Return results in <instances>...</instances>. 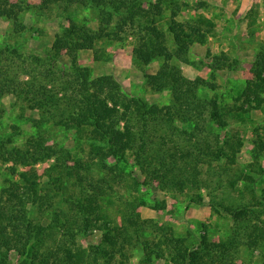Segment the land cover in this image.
Segmentation results:
<instances>
[{
    "label": "trees",
    "instance_id": "trees-1",
    "mask_svg": "<svg viewBox=\"0 0 264 264\" xmlns=\"http://www.w3.org/2000/svg\"><path fill=\"white\" fill-rule=\"evenodd\" d=\"M53 4L61 11H68L75 4L96 8L100 17L97 30L76 24L70 14L66 16L69 25L55 35L51 43L53 54H49V59L53 58L65 48L69 57V68L59 69L61 75L66 74V77H57L59 82L52 77V80L39 83L34 70H26L29 78L20 79L13 60L16 49L10 46L0 49V98L6 94L22 97L30 108L40 110L45 122L51 121L67 129L88 130L100 144H107L106 151L102 147L93 148L92 154L95 156L105 152L119 158L130 151L136 160L142 162L146 173H150V180H157L164 188L180 192L200 189L204 185V180L199 178L201 165H211V161L223 157L234 161L238 150L234 142L219 141L217 136L211 141L209 131L213 127L225 128L227 117L233 111L241 117L240 112L262 109L258 98L264 94V41L250 64L252 78L239 92L238 98L246 104V108L224 110L217 97L207 94L208 89L216 88V84L202 76L186 77L176 63L187 62L192 44L204 42L202 27L210 23L204 17L177 20L179 5L171 2L173 10L167 25L174 41L171 48L167 44L166 33L157 24V19L163 13L160 1L152 4L153 11L147 12L141 6V0H43L45 7ZM199 6H203V2H199ZM25 7L21 1L0 0V17H6L16 25ZM115 11H120V23L134 30L133 52L138 60L148 64L156 57L163 58L156 72L146 77L148 85L156 91L170 88V103L159 107L127 96L113 76L99 75L93 78L89 68L79 64L78 52L94 49L92 51L95 53L97 40L105 36L113 40L122 39L118 31L108 29L115 19ZM122 30L121 27L119 32ZM32 58L38 64L46 62L43 57ZM211 60V72L226 70L227 56L216 55ZM175 121L193 124L189 134L184 135L186 139H175ZM253 142L256 147L254 159L257 160L260 152H264V141L258 138ZM56 155L72 159L68 151L60 156L52 147L44 145L39 135L28 139L27 145L23 147H8L5 142H0V161H12L15 165L30 166ZM57 156V162L49 169L55 175L45 182L49 188L41 189L36 171L30 168L17 173L20 180L10 179L8 185L0 189V264H10L8 258L12 251L21 258V264H124L129 258V250L136 246L143 251L141 264H154L165 253L168 256V263L165 264H227L231 253L237 251L240 243L238 235L245 225L253 226L252 232L246 233L247 247H257L264 239V221L257 224L248 219L249 209L246 206L232 204L223 206L224 211L233 217L232 235L226 239L211 241L203 233L198 244L188 247L183 243L184 239L174 237L169 227H157L163 239L157 237L149 241L144 236L147 222L137 217H125L124 223L113 222L98 212L103 190L99 182L93 181L94 157H90V162L75 158L73 164L68 166L64 164V158L63 164L58 163ZM257 166L258 161H253L250 174L244 175L245 188L253 192L258 176L264 173V169L258 171ZM57 167L58 170L55 169ZM11 171L12 174L17 172L14 166H11ZM65 181L79 185L87 183L96 193L84 191L83 200L79 199L73 204L77 211L58 208L53 212L50 223H39L36 212L47 211L54 206L56 192ZM42 190L46 191L43 197ZM261 193L260 201L256 202L259 206L253 204L252 207L264 210V187ZM213 206L217 209L218 205ZM250 211L253 212L252 209ZM59 226L63 230V238L53 241V247H50L46 244V238L51 237L52 232L48 230ZM91 228L102 231L98 243L90 244L89 250L78 248L76 236L80 232H91ZM99 256L104 258L103 262L99 261ZM261 257V264H264V251Z\"/></svg>",
    "mask_w": 264,
    "mask_h": 264
},
{
    "label": "rangeland",
    "instance_id": "rangeland-1",
    "mask_svg": "<svg viewBox=\"0 0 264 264\" xmlns=\"http://www.w3.org/2000/svg\"><path fill=\"white\" fill-rule=\"evenodd\" d=\"M12 1L24 2L26 7L16 25L12 20L0 17V49L5 46L16 49L13 60L17 65L16 70L20 79L29 78L26 70H34L33 73L39 83L52 80L54 77L57 79L58 76L66 77V74L59 73V69L67 70L70 66L66 50L63 48L59 55L49 59V54H53L51 43L55 35L69 25L66 19L69 14L76 24L96 31L100 24L96 8L75 4L70 6L68 11H61L54 4L45 7L43 0ZM157 1L161 2L163 10L157 24L166 33L167 44L171 48L174 41L167 29L168 19L173 10L171 2H177L179 5L176 12L177 20L184 21L202 16L210 21L202 27L205 33L204 42L192 44L187 62L176 63L186 77L202 76L216 84V88L208 89L207 94L217 97L224 110L246 108V104L238 96L247 80L252 78L250 64L259 45L264 41V0H141V6L150 12L152 4ZM199 2H203V6H199ZM119 14L120 11H115V19L108 29L118 31L122 39L113 40L105 36L97 40L94 46L97 49L96 54L92 51L94 49L78 52L79 64L88 67L93 78L99 75L113 76L120 84V90L127 96L139 98L159 107L170 103V88L156 91L148 85L146 77L156 72L163 58L156 57L148 64L138 60L133 52L134 30L120 23ZM149 16H152L151 13ZM121 27L123 30L119 32ZM216 55L228 57L226 70L211 72V58ZM33 56L43 57L46 62L41 61L38 64L33 61ZM59 80L57 79V82ZM258 103L262 107L261 110L240 112L241 117L237 116L235 111L230 113L225 128L212 126L209 131L211 141L217 136L219 141H232L238 147L234 161L223 157L221 160L211 161V165H201L199 178L204 180V185L200 189H187L183 192L164 188L157 180H150V173H146L142 162L136 160L130 151L119 158L105 152L100 156L93 155V148L102 147L106 151L107 144H100L101 142L96 141L88 130L67 129L51 121L45 122L39 109L30 108L27 100L11 94L0 98V142H5L8 147L10 145L23 147L27 145L28 139L39 135L43 138L44 145L52 147L58 155H63L65 151L71 154V160L56 155L60 164H63V158L64 164L70 166L75 158L80 157L90 162V157H94L93 181L99 182L103 190L98 212L106 220L124 223L125 217H137L147 222L144 236L149 241L157 237L163 239L162 232L157 227H169L174 237L184 239L183 243L190 247L198 244L203 233H206L211 241L226 239L232 235L233 217L224 211V207L232 204L246 206L249 209L248 219L257 224L264 221L263 208L252 207L261 199L264 173L258 176L254 192L244 186V175L250 174V164L253 161H258V171L264 169V152H260L258 159L255 160L256 147L253 142L258 138L264 141V94L258 98ZM174 124L177 126L175 139L177 137L186 139L184 135H188L194 127L192 123L182 124L179 121H175ZM222 145L224 146L225 142ZM56 156L44 158L30 166L0 161V189L7 186L10 179L20 180L17 173L30 168L36 171L41 189L49 188L45 182L55 175V172L49 169L57 162ZM11 166L16 168L15 174H12ZM49 172L52 173L51 176ZM87 190L88 194L96 193L87 183L79 185L73 181H65L63 187L56 192L54 206L47 211L36 212L39 223L43 225L50 223L54 216L53 212L58 208L66 211L69 208H76L73 204L79 199L83 200L82 193ZM45 192L41 191L42 197ZM212 203L218 205L217 209ZM252 227L245 225L241 229L238 235L239 246L236 252L231 253L227 264H261L264 239L257 247L246 246V233L252 232ZM89 230L91 232H80L76 236L78 248L89 250L90 244L98 243L102 231L95 228ZM48 231L52 233L51 237L46 238V244L53 247V241L63 238V230L59 226ZM142 257L143 251L136 246L129 250V258L124 264H141ZM8 259L10 264H21V258L13 251L10 252ZM98 259L100 262L104 261L102 256ZM166 262L168 263V256L165 253L163 257L156 259L154 264Z\"/></svg>",
    "mask_w": 264,
    "mask_h": 264
}]
</instances>
